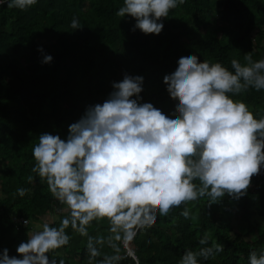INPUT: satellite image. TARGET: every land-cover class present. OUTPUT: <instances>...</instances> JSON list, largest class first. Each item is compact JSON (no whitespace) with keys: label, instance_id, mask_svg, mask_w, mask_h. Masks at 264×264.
<instances>
[{"label":"trees","instance_id":"1","mask_svg":"<svg viewBox=\"0 0 264 264\" xmlns=\"http://www.w3.org/2000/svg\"><path fill=\"white\" fill-rule=\"evenodd\" d=\"M8 2L0 0V251L7 248L10 256L18 255V245L44 216H55L50 226L57 228L70 219L67 206L32 172V149L42 133L66 140L68 126L89 105L108 99L112 82L125 74L144 77L141 103L171 115L177 102L163 78L177 69L179 58L196 55L230 71L233 59L246 63V53L253 61L264 59V0H185L163 19L159 35L133 31L134 18L117 16L124 0H37L24 10L9 8ZM218 6L221 17L213 19ZM74 18L81 29L71 27ZM45 55L53 61L42 63ZM232 98L257 119L264 117V90ZM21 188L24 196L18 194ZM235 216L252 226V239L236 231ZM114 227L110 218H96L84 235L69 223L68 243L46 254L49 264H179L186 251L214 244L223 251L201 258V264H249L251 251H264V186L253 177L239 200L225 196L209 206L204 197L174 207L167 216L157 214L151 227L132 229L129 244L136 258L126 248L131 237ZM90 238L96 255L89 250Z\"/></svg>","mask_w":264,"mask_h":264},{"label":"clouds","instance_id":"2","mask_svg":"<svg viewBox=\"0 0 264 264\" xmlns=\"http://www.w3.org/2000/svg\"><path fill=\"white\" fill-rule=\"evenodd\" d=\"M36 3L9 0L8 7L24 10ZM183 3L124 0L116 15L134 18L133 31L159 35L163 19ZM71 27L81 29L75 18ZM244 59V65L233 59L230 71L220 63L201 62L196 55L179 58L177 69L163 78L170 98L177 102L171 115L150 102L141 103L144 77L125 74L122 81L112 82L108 99L89 105L68 126L66 140L42 133L32 149V172L67 206L70 219L59 228L46 223L18 245L17 256L4 248L0 264H49L46 254L68 243L64 228L69 223L86 235L93 219L108 217L114 231L122 228L130 238L134 227H151L157 214L167 216L186 202L207 197L211 206L225 196L235 200L245 196L264 166V117L257 119L232 96L264 90V59L253 61L251 52ZM52 61L45 55L42 63ZM17 191L20 196L26 192ZM182 214L189 215L187 210ZM201 243L206 244L207 237ZM89 250L96 255L91 238ZM221 251L216 244L189 250L179 264H201V258ZM249 264H264V251H251Z\"/></svg>","mask_w":264,"mask_h":264},{"label":"rangeland","instance_id":"3","mask_svg":"<svg viewBox=\"0 0 264 264\" xmlns=\"http://www.w3.org/2000/svg\"><path fill=\"white\" fill-rule=\"evenodd\" d=\"M222 14V7L218 6L215 10L212 11V16L213 19H219L221 17ZM35 225V224H34ZM233 225L236 229V231L242 233V234H246L248 235L246 238L247 239H252V237L254 236V234L252 233V226L249 224H242L237 217H234V222ZM251 231V232H250Z\"/></svg>","mask_w":264,"mask_h":264},{"label":"crops","instance_id":"4","mask_svg":"<svg viewBox=\"0 0 264 264\" xmlns=\"http://www.w3.org/2000/svg\"><path fill=\"white\" fill-rule=\"evenodd\" d=\"M1 196H2V192H1V184H0V197ZM55 219H56V217L53 216V215H46V216H44L42 222H37V223H34L35 225H32L33 228H32V232L30 233V235L33 234V233L42 231L43 230V227H44V225L46 223L49 224V225L53 224L54 221H55Z\"/></svg>","mask_w":264,"mask_h":264},{"label":"built area","instance_id":"5","mask_svg":"<svg viewBox=\"0 0 264 264\" xmlns=\"http://www.w3.org/2000/svg\"><path fill=\"white\" fill-rule=\"evenodd\" d=\"M254 178H256L257 179V181H258V183L260 184V185H263L264 186V166H262L261 167V171H260V174L259 175H256V176H253ZM15 221L17 222V223H22V224H24V225H27V224H29V220H27V219H24V218H21V219H19V218H15ZM25 221H26V223H25ZM129 240V239H128ZM128 240H127V242H128ZM127 242H126V244H127ZM127 246V245H126ZM132 255V254H131ZM134 256V255H133Z\"/></svg>","mask_w":264,"mask_h":264},{"label":"water","instance_id":"6","mask_svg":"<svg viewBox=\"0 0 264 264\" xmlns=\"http://www.w3.org/2000/svg\"><path fill=\"white\" fill-rule=\"evenodd\" d=\"M132 240V237L128 240V242H127V246H126V248L129 250V252H130V254H132V255H134V257L136 258V256H135V254L133 253V251H131V249H130V241Z\"/></svg>","mask_w":264,"mask_h":264}]
</instances>
